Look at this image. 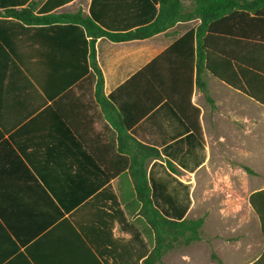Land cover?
I'll list each match as a JSON object with an SVG mask.
<instances>
[{
    "label": "crops",
    "instance_id": "obj_1",
    "mask_svg": "<svg viewBox=\"0 0 264 264\" xmlns=\"http://www.w3.org/2000/svg\"><path fill=\"white\" fill-rule=\"evenodd\" d=\"M35 1L36 13L42 14L41 8L48 0ZM153 2L104 0L100 7L106 12V21L125 30L126 22L138 17L142 22L149 21ZM183 2L186 11L193 10L192 0ZM92 3L71 0L52 12L83 10L89 15ZM156 7L160 8L159 2ZM5 12L0 8V14ZM4 19L0 18V254L11 251L14 259L20 256L16 264H142L154 247V234L139 213L130 173H115L114 127L98 103H52L51 95L61 87L66 90L68 85L67 29L26 28ZM200 24V18H190L148 38L123 42L99 38L95 48L105 94L113 93L187 32L196 34ZM216 28L227 30L232 26L221 23ZM203 38L208 41L199 45L188 41L174 53L176 59L186 57V76L182 69V79L176 83L186 77L187 88L193 56L194 80L199 55L211 53L215 67L230 77H237L239 67L244 65L241 59L245 56L236 38L212 34L210 30ZM201 75L214 100V104L208 102L194 85L192 102L201 110L203 137L196 136L167 101L130 131L137 140L158 148L162 154L163 158L151 160L148 166L152 189L160 193L155 205L163 210L166 184L168 192L178 194L179 206L187 208L185 218L191 217L197 204L194 193L199 181L203 184L201 172L214 157L225 158L221 153L228 146L235 159L252 160L257 176L252 193L264 189V105L205 68ZM246 210L253 211L257 219L255 228L247 229L250 259L241 264L253 263L264 252L259 216L250 203ZM202 217L206 224V216ZM241 220L243 225L249 218ZM213 223L217 235L213 239L221 241L223 232L237 222L221 218ZM243 246L241 243L235 248ZM167 254L157 264H170ZM219 257L225 261L222 255ZM181 260L198 264L189 253H181Z\"/></svg>",
    "mask_w": 264,
    "mask_h": 264
},
{
    "label": "trees",
    "instance_id": "obj_2",
    "mask_svg": "<svg viewBox=\"0 0 264 264\" xmlns=\"http://www.w3.org/2000/svg\"><path fill=\"white\" fill-rule=\"evenodd\" d=\"M70 1L48 0L41 8L42 14H38V3L35 0H0V8L6 10L5 14H0V18L26 28L50 26L57 29L61 26L67 29L68 85L66 90L61 87L51 95L52 103L60 105L68 101L75 104L88 100V104L98 103L102 106L117 138V143L112 148L116 153L115 173L123 170L130 173L140 207L139 213L147 220L154 234V247L142 264H157L163 261L168 252L201 241L205 217L185 218L187 208L179 206L178 194L168 192L166 184L163 210L155 205L156 199H160V193L152 189L148 166L151 160L163 158L162 154L158 148L137 140L130 131L162 102L167 101L190 130L196 136L203 137L201 110L192 102L196 85L205 94L207 101L214 104L207 81L201 75L203 68L264 105V0H192L191 11L185 10L183 0H154L150 20L142 22L143 19L138 17L130 23L126 22L125 30L106 21V12L100 7L104 0H93L89 15L83 10L76 13L52 12ZM158 2L160 8L156 7ZM190 18L201 19L196 34L195 31L187 32L113 93L108 96L105 94V79L95 48L99 38L115 42L148 38ZM221 23L232 26V29L218 30L216 27ZM133 27L136 28L132 29ZM209 30L212 34H221L239 41L245 56L241 59L244 67H239L237 77H230L225 70H218L212 63L211 53H206L204 57L199 55L196 60L197 76L194 80L193 56L188 88L186 77L183 82L181 80L176 83L182 79V69L186 76L188 63L186 57L174 58V53L188 41H196L198 45L208 41L203 37ZM37 82L46 90L39 79ZM56 111L60 114L58 108ZM168 164L176 170L171 161ZM245 168L251 171L249 167ZM109 177L113 178L114 175ZM249 203L259 216L264 235V189L251 193ZM19 257L14 259L11 251L5 255L0 254V264H16ZM213 257L223 263L215 253ZM251 264H264V252Z\"/></svg>",
    "mask_w": 264,
    "mask_h": 264
},
{
    "label": "rangeland",
    "instance_id": "obj_3",
    "mask_svg": "<svg viewBox=\"0 0 264 264\" xmlns=\"http://www.w3.org/2000/svg\"><path fill=\"white\" fill-rule=\"evenodd\" d=\"M221 155L225 158L214 157L209 166L201 172L203 184L199 181L194 193L197 204L192 209L190 218L206 216L207 222L202 229L204 240L190 247L181 246L168 252L166 259L170 264H190L181 260V253L191 254L197 259L198 264H241L250 259L251 254L246 246L249 240L247 229L252 226L255 228L257 218L253 211L246 210V206H249V196L255 188L253 180L257 176L252 168V160L250 158L235 159L230 146ZM245 166H249L251 171ZM244 217L249 218L248 223L241 225V219ZM221 218L237 222L223 232V241L213 239L217 236L214 234L213 222ZM241 243L244 244L243 248L236 249L235 246ZM214 253L218 256L222 255L225 261L220 263L213 257Z\"/></svg>",
    "mask_w": 264,
    "mask_h": 264
}]
</instances>
